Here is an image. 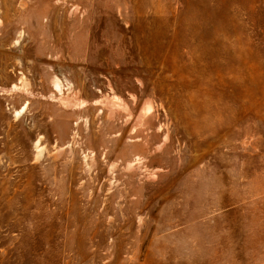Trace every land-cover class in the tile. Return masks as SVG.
<instances>
[{
  "label": "rangeland",
  "instance_id": "374dc122",
  "mask_svg": "<svg viewBox=\"0 0 264 264\" xmlns=\"http://www.w3.org/2000/svg\"><path fill=\"white\" fill-rule=\"evenodd\" d=\"M0 264H264V0H0Z\"/></svg>",
  "mask_w": 264,
  "mask_h": 264
},
{
  "label": "bare ground",
  "instance_id": "6f19581e",
  "mask_svg": "<svg viewBox=\"0 0 264 264\" xmlns=\"http://www.w3.org/2000/svg\"><path fill=\"white\" fill-rule=\"evenodd\" d=\"M55 91H57V92H62L61 87H60V83H59V82L56 83ZM24 109H25V106H24L21 110H19V111L16 112V116L19 117V116L23 113ZM130 131H131V129H130V130H129L128 128L125 129V132H126V133H130ZM42 151H43V149L41 148V149L39 150V152H38V157L41 156Z\"/></svg>",
  "mask_w": 264,
  "mask_h": 264
}]
</instances>
